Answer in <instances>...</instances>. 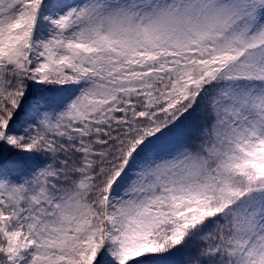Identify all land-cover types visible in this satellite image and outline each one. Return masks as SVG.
<instances>
[{"label": "snow or ice", "instance_id": "1", "mask_svg": "<svg viewBox=\"0 0 264 264\" xmlns=\"http://www.w3.org/2000/svg\"><path fill=\"white\" fill-rule=\"evenodd\" d=\"M0 264H264V0H0Z\"/></svg>", "mask_w": 264, "mask_h": 264}]
</instances>
